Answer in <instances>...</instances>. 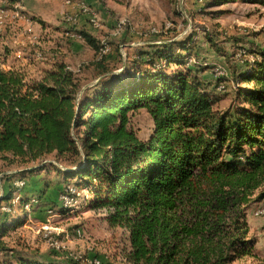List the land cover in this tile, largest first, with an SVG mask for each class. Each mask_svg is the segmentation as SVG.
Segmentation results:
<instances>
[{
    "label": "trees",
    "instance_id": "1",
    "mask_svg": "<svg viewBox=\"0 0 264 264\" xmlns=\"http://www.w3.org/2000/svg\"><path fill=\"white\" fill-rule=\"evenodd\" d=\"M230 1L236 0H214ZM78 32L94 51L86 67L100 77L86 87L63 61L31 79L20 66L4 68L10 50L0 51V162L14 170L2 176L10 183L0 208L21 190L11 181L50 166L62 176L59 194L74 179L93 197L90 208H107L111 221L127 227L134 264L257 257L246 212L264 200V53L239 74L244 85L236 89V106L220 109L221 97L175 47L190 54L192 35L139 51L125 72L114 73L112 53L101 55L100 41L85 28ZM171 63L187 65L169 73ZM140 109L154 121L147 139L131 123ZM50 156L64 167L43 163ZM12 216L0 213L1 250ZM0 264L60 263L18 254Z\"/></svg>",
    "mask_w": 264,
    "mask_h": 264
},
{
    "label": "rangeland",
    "instance_id": "2",
    "mask_svg": "<svg viewBox=\"0 0 264 264\" xmlns=\"http://www.w3.org/2000/svg\"><path fill=\"white\" fill-rule=\"evenodd\" d=\"M70 1L0 0V51L3 45L10 50L4 57L6 63L22 67L28 78L40 79L56 61H63L77 71L86 87L100 79L86 67L94 58V51L82 37L70 36L71 32L78 33L89 25L92 36L101 44L109 45V53L114 58L112 64L117 67L114 73L125 72L126 64L138 57L139 51H151L163 43L187 41L192 35L195 43L190 54L175 47L186 56L188 65H197L198 70L193 73L221 97L218 106L225 109L236 106V89L244 85L238 80L239 74L246 70L248 63L262 60L264 5L258 3L244 0L219 3L214 0ZM24 13L32 21L22 17ZM67 15L75 17L74 24L66 21ZM44 23L52 32L41 30ZM55 25L62 27L60 32L53 29ZM63 36L70 40L59 42ZM72 50L74 53H70ZM186 65L171 63L167 72L183 70ZM131 123L139 137L149 138L154 121L145 109L135 112ZM49 162L64 167L52 156L43 161ZM13 171L0 162V200L10 183L2 181V176ZM61 177L55 168L47 166L29 180L11 181L21 190L14 192L9 204L1 203L0 213L11 211L13 216L9 218V231L2 237L7 250L0 249V259L20 254L60 264H67L70 259H77V264H92L87 259L94 257L102 264H134L129 257L131 243L127 227L111 221L107 208H90L89 199L93 197L84 186L76 187L74 179L64 183L65 191L59 194L55 183ZM43 187L46 196L40 199ZM263 205L264 200L253 202L246 212L249 237L255 241L258 256L244 257L235 264H264V215L255 214Z\"/></svg>",
    "mask_w": 264,
    "mask_h": 264
},
{
    "label": "built area",
    "instance_id": "3",
    "mask_svg": "<svg viewBox=\"0 0 264 264\" xmlns=\"http://www.w3.org/2000/svg\"><path fill=\"white\" fill-rule=\"evenodd\" d=\"M68 2H71V1L68 0ZM2 12H3V9H2ZM15 14H18V12L16 11ZM22 17H24L28 21H30V20L32 21L31 17L28 16L27 14H25V13L22 14ZM74 20H76V19L72 15H67L66 16V21L72 22L74 24V22H75ZM69 35L74 37V38H81L82 37V35L79 32L78 33L77 32H71ZM109 52H110L109 45H107L106 43L102 42L101 48H100V54L101 55L102 54H107ZM255 214L258 215V216H263L264 215V205L260 206L258 209H256ZM87 261H89L92 264H102L101 260L98 259L97 257L87 259Z\"/></svg>",
    "mask_w": 264,
    "mask_h": 264
},
{
    "label": "crops",
    "instance_id": "4",
    "mask_svg": "<svg viewBox=\"0 0 264 264\" xmlns=\"http://www.w3.org/2000/svg\"><path fill=\"white\" fill-rule=\"evenodd\" d=\"M49 24H51V23H49ZM46 25H47V23L42 24V26H41V27H42L41 30H42V31H45V32H52V31H49V30H50V27H49V26H46ZM88 26H89V25H88ZM88 26H87V27H88ZM87 27H84V28L86 29ZM53 29L58 33V32H60V30L62 29V27H60V25H55V27H54ZM87 29H88V28H87ZM54 30H53V31H54ZM88 32H90V29H88ZM57 33H56V34H57ZM65 33H66V28H65ZM65 33H64V34H65ZM62 34H63V33H62ZM65 35H67V34H65ZM67 36H68V35H67ZM63 39H67V40H68L69 37H66V36L64 37V36H63L62 39H58V41L60 42V41H62ZM69 40H70V39H69ZM58 44H60V43H58ZM70 53H74V50H72ZM83 62H84V61H83ZM86 63H88V62H86ZM11 66H12V64H11V65H8L6 62L3 64V67H4V68H9V67H11Z\"/></svg>",
    "mask_w": 264,
    "mask_h": 264
}]
</instances>
